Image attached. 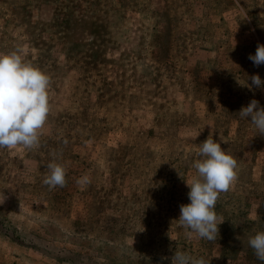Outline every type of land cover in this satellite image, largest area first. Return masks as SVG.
Returning a JSON list of instances; mask_svg holds the SVG:
<instances>
[{"label": "rangeland", "instance_id": "374dc122", "mask_svg": "<svg viewBox=\"0 0 264 264\" xmlns=\"http://www.w3.org/2000/svg\"><path fill=\"white\" fill-rule=\"evenodd\" d=\"M171 2L0 0V54L54 71L58 132L24 164L0 148V264H172L177 251L262 264L248 239L264 231V135L239 111L252 99L264 107V89L241 86L264 80L248 59L264 44V0ZM209 134L238 164L216 203L215 241L187 238L178 222ZM68 149H85L76 167L61 159ZM53 161H66L67 184L50 190Z\"/></svg>", "mask_w": 264, "mask_h": 264}, {"label": "clouds", "instance_id": "9594fccd", "mask_svg": "<svg viewBox=\"0 0 264 264\" xmlns=\"http://www.w3.org/2000/svg\"><path fill=\"white\" fill-rule=\"evenodd\" d=\"M249 60L255 67L264 64V44H258ZM251 84H241L249 89H264V80L258 74L250 77ZM50 77L39 68L26 63L19 50L0 54V148L14 150L23 147L26 150L39 148L42 129L51 112L49 100ZM242 119L250 122L264 135V107L252 99L239 111ZM55 155V154H54ZM197 159L192 167L196 176L186 181L190 189V203L180 205L178 222L186 229L185 235L191 239L195 235L200 239L215 241L219 225L224 220L215 211L221 193L231 189L237 180V160L214 141L212 134L202 142ZM48 175L43 183L54 189L65 187L66 169L55 161L47 164ZM80 186L91 183L84 175L76 180ZM248 245L256 258L264 264V231L249 237ZM172 264H206L203 257H194L177 251Z\"/></svg>", "mask_w": 264, "mask_h": 264}, {"label": "crops", "instance_id": "0c3cea01", "mask_svg": "<svg viewBox=\"0 0 264 264\" xmlns=\"http://www.w3.org/2000/svg\"><path fill=\"white\" fill-rule=\"evenodd\" d=\"M172 4H169V7H174V6H176L177 4L176 3H178V0H175V2L172 0V2H171ZM179 22H180V20H179ZM192 22V21H191ZM193 23V22H192ZM184 23L183 22H181L180 23V27H182V25H183ZM189 24V22L188 23H185L184 25L185 26H187ZM181 34H179V36H180ZM179 71H181V72H184V71H186L185 70V68H183V69H178ZM70 71H72V70H70ZM54 73V71H52V72H48L47 73V75L48 74H53ZM49 76V75H48ZM50 77V76H49ZM50 80H51V77H50ZM74 87L75 88H71L70 89V91L68 92V94H67V96H68V98L67 99H65L66 100V102H65V104H64V115L65 114H67L68 112H70L71 110H72V107L70 106V105H73L74 104V99H75V97H72V95L74 94V93H76V90H77V86L76 85H74ZM68 100V101H67ZM188 103V102H187ZM183 111H186L185 110V108H183ZM70 113H72V112H70ZM54 119H55V117L52 115V114H50L49 115V117H48V120H47V123H46V125L44 126V128L42 129V135H45V136H48V137H52V138H54L52 135H57L58 134V132H57V128L55 127V124H54ZM76 121V120H75ZM186 126V125H185ZM73 128H75V124H74V126L70 129V130H72ZM73 130H75V129H73ZM119 131V130H118ZM67 132H70V131H67ZM120 132V131H119ZM67 146H68V148H69V145L67 144ZM17 149H19L18 150V158H20L21 157V159L23 160V164H24V162H25V160H28V152H29V150H26V149H24L23 147H20V148H18L17 147ZM87 149V148H86ZM79 153H81V155H82V153H84L85 154V149L83 150V151H79V152H76V153H73V154H79ZM73 154H71V152H70V149H68V151H66V153H63L61 156V159L62 158H64L65 160H68L69 162H70V164H72L74 167H76L77 166V163L75 162V161H73V159H72V155ZM83 154V155H84ZM86 156V155H85ZM64 162V161H63ZM66 162V161H65ZM65 162H64V167H65ZM20 169H22V167H20L19 169H17V171H19Z\"/></svg>", "mask_w": 264, "mask_h": 264}, {"label": "trees", "instance_id": "16d2710c", "mask_svg": "<svg viewBox=\"0 0 264 264\" xmlns=\"http://www.w3.org/2000/svg\"><path fill=\"white\" fill-rule=\"evenodd\" d=\"M17 230H12V232L16 233Z\"/></svg>", "mask_w": 264, "mask_h": 264}]
</instances>
